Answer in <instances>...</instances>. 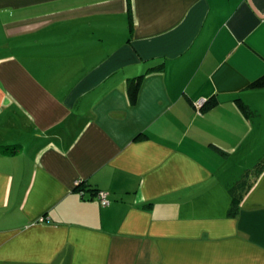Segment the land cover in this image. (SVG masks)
Returning <instances> with one entry per match:
<instances>
[{
  "label": "crops",
  "instance_id": "0c3cea01",
  "mask_svg": "<svg viewBox=\"0 0 264 264\" xmlns=\"http://www.w3.org/2000/svg\"><path fill=\"white\" fill-rule=\"evenodd\" d=\"M262 75L264 0H0V264H264Z\"/></svg>",
  "mask_w": 264,
  "mask_h": 264
},
{
  "label": "trees",
  "instance_id": "16d2710c",
  "mask_svg": "<svg viewBox=\"0 0 264 264\" xmlns=\"http://www.w3.org/2000/svg\"><path fill=\"white\" fill-rule=\"evenodd\" d=\"M143 80V76L137 77L132 79L127 87V95L131 105H135L138 97L139 88L141 86ZM250 89H263L264 88V75L256 79L255 81L251 82L248 86ZM237 103H239V108L242 112L248 116L249 113L246 106L242 105L241 100L237 99ZM216 105V101L213 99H208L204 101L202 106L200 107V113L206 110L213 108ZM264 171V159L261 160L259 164L253 169V171H248L244 173L242 178L237 181L234 185H232L229 189V196H230V207L228 214L230 217H234L240 207V203L243 200L244 196L253 186L254 182L257 178L261 175ZM81 185L77 186L75 189L80 192Z\"/></svg>",
  "mask_w": 264,
  "mask_h": 264
},
{
  "label": "built area",
  "instance_id": "2783aa9c",
  "mask_svg": "<svg viewBox=\"0 0 264 264\" xmlns=\"http://www.w3.org/2000/svg\"><path fill=\"white\" fill-rule=\"evenodd\" d=\"M204 103V101H199L197 104H196V110H197V113L199 114L200 113V107L202 106V104ZM79 186V183H76V187ZM80 194L82 195V191H80ZM95 198L97 199V201L99 202L100 206L101 207H107L110 202L108 200V195L106 192H97L96 195H95Z\"/></svg>",
  "mask_w": 264,
  "mask_h": 264
},
{
  "label": "rangeland",
  "instance_id": "374dc122",
  "mask_svg": "<svg viewBox=\"0 0 264 264\" xmlns=\"http://www.w3.org/2000/svg\"><path fill=\"white\" fill-rule=\"evenodd\" d=\"M244 173H245V172H243V171H242L241 173H238L237 178H238V179H239V178L241 179L242 176L244 175ZM238 179H237V180H238Z\"/></svg>",
  "mask_w": 264,
  "mask_h": 264
},
{
  "label": "clouds",
  "instance_id": "9594fccd",
  "mask_svg": "<svg viewBox=\"0 0 264 264\" xmlns=\"http://www.w3.org/2000/svg\"><path fill=\"white\" fill-rule=\"evenodd\" d=\"M80 185V184H79Z\"/></svg>",
  "mask_w": 264,
  "mask_h": 264
}]
</instances>
